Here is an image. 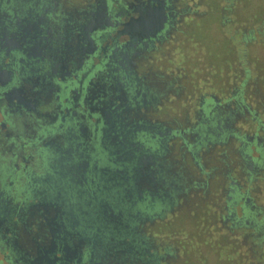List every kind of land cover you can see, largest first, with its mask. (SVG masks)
I'll use <instances>...</instances> for the list:
<instances>
[{"label":"flooded vegetation","instance_id":"flooded-vegetation-1","mask_svg":"<svg viewBox=\"0 0 264 264\" xmlns=\"http://www.w3.org/2000/svg\"><path fill=\"white\" fill-rule=\"evenodd\" d=\"M208 6L0 0V264H191L197 222L263 246L264 107L180 64Z\"/></svg>","mask_w":264,"mask_h":264},{"label":"rangeland","instance_id":"rangeland-1","mask_svg":"<svg viewBox=\"0 0 264 264\" xmlns=\"http://www.w3.org/2000/svg\"><path fill=\"white\" fill-rule=\"evenodd\" d=\"M206 2L208 14L198 21L206 27L191 33L193 38L186 41V54L180 64L189 77L205 78L208 87L217 89L230 78L234 69L246 72L247 99L263 108L264 0H235L229 10L232 22L227 24L219 22L220 0ZM253 196L261 204L264 217V179ZM196 226L200 229L191 236L196 246L193 251L189 250V254H193L191 264H264V244L252 251L249 241L239 236L223 235L219 231L205 235L204 225L197 222Z\"/></svg>","mask_w":264,"mask_h":264}]
</instances>
